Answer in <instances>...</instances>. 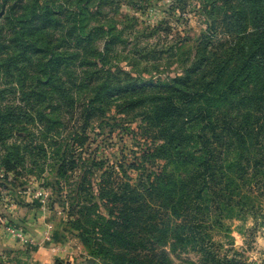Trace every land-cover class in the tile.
<instances>
[{
  "label": "trees",
  "instance_id": "1",
  "mask_svg": "<svg viewBox=\"0 0 264 264\" xmlns=\"http://www.w3.org/2000/svg\"><path fill=\"white\" fill-rule=\"evenodd\" d=\"M96 1L53 8L44 0H0V80L6 82L0 99L20 94L21 105L0 100V193L16 187L10 174L42 179L57 197L62 181L76 185L83 197L78 215L97 240L93 255L107 264H172L170 243L174 252L190 246L202 253L205 264H245L221 258L210 232L235 217L257 225L264 213V0H206L212 22L198 38L196 59L166 83L128 74L131 80L113 82L107 61L115 28L90 25L101 14ZM95 39L105 44L95 57L102 73L91 84L102 83L103 73L112 81L99 85L83 108L60 73L78 58L66 54L69 47L82 52ZM53 94L60 101L45 105ZM116 100L122 113L138 111L142 118L139 131L109 129L148 144L128 166L139 172L136 179L124 161L101 156L99 146L89 153L96 143L90 124H109ZM77 115L81 129L72 125ZM6 258L1 253L0 264H10Z\"/></svg>",
  "mask_w": 264,
  "mask_h": 264
},
{
  "label": "rangeland",
  "instance_id": "2",
  "mask_svg": "<svg viewBox=\"0 0 264 264\" xmlns=\"http://www.w3.org/2000/svg\"><path fill=\"white\" fill-rule=\"evenodd\" d=\"M76 1L44 0L53 8L68 4L71 8ZM96 4L101 7V14L90 21V25L104 24L115 28L116 42L109 51L107 61L108 67H112L113 82L131 80L124 78V74L155 83L182 77L196 59L198 38L208 31V23L212 22L210 15H206L211 10L209 7L206 9V0H97ZM218 14L219 11L213 12L215 17ZM215 35L221 37L220 29ZM104 44V40L95 39L88 50L76 51L73 46L66 52L74 53L73 56L78 58L71 60L60 76L75 102L82 104L83 108L99 85L106 83L105 80L112 81L103 73L102 83L91 84L95 81V72L102 69L97 66L95 57L102 53ZM4 83L5 80H0L1 90L6 87ZM19 98L20 94H7L4 100H0L3 104L21 106ZM51 100L57 104L60 96L53 94L44 104ZM120 104L116 100L108 108L109 124L96 120L90 124L89 129H95L90 132V137L96 143L92 144L89 153L92 155L99 146L101 156L108 158L112 164L124 161L128 175L136 179L139 172L128 166L133 163L134 157L140 160L141 152L148 144L140 138L136 142L131 135L120 130L109 134V129L130 127L139 131L140 125H143L138 111L122 113ZM79 119L81 116L77 115L72 125L81 129V122L77 123ZM156 163L160 166L164 161L157 160ZM72 175L76 184L79 171ZM3 177L4 172L0 170V179ZM43 177L51 176L46 172ZM14 180L15 188L12 186L11 190H7L2 187L0 193V254H5L10 264H88L89 259H94V264H107L101 257L93 255L97 240L85 217L78 215L77 203L83 197L80 198L82 193L76 185L62 181L64 188L57 197L52 186L47 187L42 179L34 176L16 178L10 174L8 182ZM54 195L57 197L56 205L50 208V198ZM101 213L104 214V210ZM256 223L249 216L224 220L221 228L210 232L217 254L221 258L235 257L245 261V264H264V213ZM172 249L170 243L167 252L172 264H205L204 255L190 246H179L176 252Z\"/></svg>",
  "mask_w": 264,
  "mask_h": 264
},
{
  "label": "water",
  "instance_id": "3",
  "mask_svg": "<svg viewBox=\"0 0 264 264\" xmlns=\"http://www.w3.org/2000/svg\"><path fill=\"white\" fill-rule=\"evenodd\" d=\"M95 260L94 259H89L88 264H94Z\"/></svg>",
  "mask_w": 264,
  "mask_h": 264
}]
</instances>
